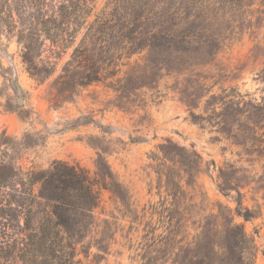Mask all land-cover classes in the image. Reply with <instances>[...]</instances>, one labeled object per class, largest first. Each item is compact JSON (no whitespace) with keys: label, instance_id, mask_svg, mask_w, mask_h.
I'll return each instance as SVG.
<instances>
[{"label":"rangeland","instance_id":"obj_1","mask_svg":"<svg viewBox=\"0 0 264 264\" xmlns=\"http://www.w3.org/2000/svg\"><path fill=\"white\" fill-rule=\"evenodd\" d=\"M57 163L80 264H264V0H0V264Z\"/></svg>","mask_w":264,"mask_h":264},{"label":"trees","instance_id":"obj_2","mask_svg":"<svg viewBox=\"0 0 264 264\" xmlns=\"http://www.w3.org/2000/svg\"><path fill=\"white\" fill-rule=\"evenodd\" d=\"M35 185L36 194L31 189ZM17 186L18 207L23 209L25 201L28 203L24 226L34 220V227L18 246L17 254L28 260L24 263L80 264L74 260L71 239L82 235L85 212L98 200L85 171L57 163L47 173H29Z\"/></svg>","mask_w":264,"mask_h":264}]
</instances>
